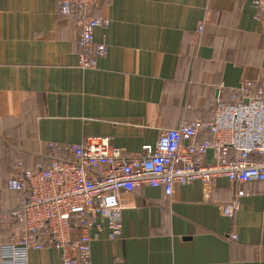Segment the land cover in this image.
<instances>
[{
	"label": "crops",
	"instance_id": "obj_1",
	"mask_svg": "<svg viewBox=\"0 0 264 264\" xmlns=\"http://www.w3.org/2000/svg\"><path fill=\"white\" fill-rule=\"evenodd\" d=\"M91 15L110 21L95 30L108 52L81 69L79 16H62L57 0H0V246L15 226L3 215L25 197L8 189L11 178L72 161L73 145L97 139L141 155L160 131L211 120L243 79L264 87L253 0H101ZM211 138L202 132L196 142ZM238 191L235 214L224 215L219 205ZM122 201L119 238L91 231V264H264V181L219 178L210 194L195 181L170 198L142 185ZM28 264L64 263L45 245Z\"/></svg>",
	"mask_w": 264,
	"mask_h": 264
},
{
	"label": "built area",
	"instance_id": "obj_2",
	"mask_svg": "<svg viewBox=\"0 0 264 264\" xmlns=\"http://www.w3.org/2000/svg\"><path fill=\"white\" fill-rule=\"evenodd\" d=\"M100 1L57 0L62 16L81 18V69H94L108 52L104 41L95 40V30L107 28L110 21L91 15ZM253 6L255 21L264 33V0H253ZM202 29L200 24L198 32ZM202 132L212 138L196 142ZM210 151L213 163L207 162ZM72 152V161L39 162L8 181L9 190L25 197L3 215L15 226L10 242L0 246V264H28L30 251L45 245L60 251L64 264H91V231L106 230L109 239L119 238L123 196L142 185L162 188L170 198L177 185L195 181L209 194L219 178L231 185L264 181V87L243 79L228 102L218 99L211 120L187 121L162 130L157 144L143 147L141 155H125L108 139L73 145ZM244 195L238 191L236 199L219 205V210L232 217Z\"/></svg>",
	"mask_w": 264,
	"mask_h": 264
}]
</instances>
